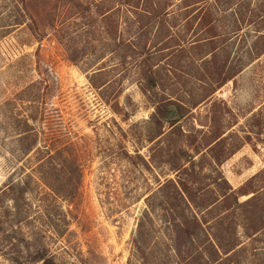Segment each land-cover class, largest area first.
<instances>
[{
    "label": "rangeland",
    "instance_id": "1",
    "mask_svg": "<svg viewBox=\"0 0 264 264\" xmlns=\"http://www.w3.org/2000/svg\"><path fill=\"white\" fill-rule=\"evenodd\" d=\"M163 97L190 109L185 129L236 134L225 161L203 162L198 195L217 171L257 190L193 239L179 197L145 201L175 178L149 158L178 144L148 139ZM245 212L264 222V0H0V264H264Z\"/></svg>",
    "mask_w": 264,
    "mask_h": 264
},
{
    "label": "trees",
    "instance_id": "2",
    "mask_svg": "<svg viewBox=\"0 0 264 264\" xmlns=\"http://www.w3.org/2000/svg\"><path fill=\"white\" fill-rule=\"evenodd\" d=\"M212 39L213 36L208 37V40ZM144 77L146 78L149 90L157 87V80L151 70L145 73ZM230 79L231 77L225 76L218 80L217 84L221 86ZM214 90L212 89L211 93ZM153 106L154 110L151 112L148 121L151 125L149 141L157 138V142L159 143L162 140L175 136L178 139V144L172 150L168 149L165 152L166 157L164 158H155L154 154H152V157H149L154 165H158L157 163L169 165L171 171L175 173V178L165 179L152 194L145 198L148 206H151L149 202L153 200L156 194H162L166 200L169 197L168 195L175 194L182 200L184 205L177 221V226L189 238L193 239L194 236L198 235V231L194 227L201 230L202 224L208 223V217L214 221V224H218L225 216L236 212L235 208H245L252 204L256 198V194L251 195L242 202L239 201V196L248 195L257 190L253 191L245 186H242L238 190H233L219 171H217V176H215V191L211 188L209 191L198 195V189L193 187L196 182H200L199 178L203 171L204 161H208L209 167L214 169L238 149V146L234 142L229 141L230 138L236 135L234 131L231 130L225 134L227 128L220 126L216 128L209 126L207 131L195 128L194 126L185 129L182 119L190 112V109L179 99L163 97L155 101ZM181 137H183V140H181ZM187 145H190V148ZM160 150L161 148L158 151ZM124 155L129 157L127 154ZM136 156L142 166L148 168L149 161H146L139 154H136ZM75 169L79 171L80 167L75 164ZM250 182L251 180L246 183V186ZM199 189L201 191L203 188ZM147 209L149 208L147 207ZM242 217L244 221L242 222V227L247 236L264 227V222H254L251 213L245 212ZM214 238L216 239V244L213 245L211 243V245L213 247L216 245V250L219 249L223 253H228L236 246L234 241L225 244L220 242L216 235H214ZM42 259L43 264H54L50 258Z\"/></svg>",
    "mask_w": 264,
    "mask_h": 264
}]
</instances>
